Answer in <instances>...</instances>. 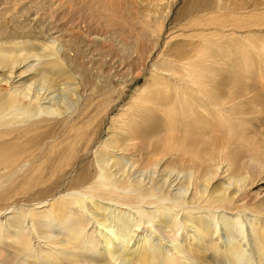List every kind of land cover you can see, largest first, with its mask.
Wrapping results in <instances>:
<instances>
[{
    "label": "bare ground",
    "instance_id": "bare-ground-1",
    "mask_svg": "<svg viewBox=\"0 0 264 264\" xmlns=\"http://www.w3.org/2000/svg\"><path fill=\"white\" fill-rule=\"evenodd\" d=\"M25 1L0 0V264H264L261 4ZM80 38L131 78L94 82Z\"/></svg>",
    "mask_w": 264,
    "mask_h": 264
},
{
    "label": "rangeland",
    "instance_id": "rangeland-1",
    "mask_svg": "<svg viewBox=\"0 0 264 264\" xmlns=\"http://www.w3.org/2000/svg\"><path fill=\"white\" fill-rule=\"evenodd\" d=\"M29 1H25L21 5L19 4L18 7L26 6L27 4H29ZM231 1L232 0H230V5L233 6V7H243V6H247V5L249 6V7L247 6V8H244L245 10H243V9L238 10L239 12H247V11L250 12V11H252L253 7H251V6L254 5V4H261L257 8L258 9L257 10L258 13L264 12V10H262L264 8V4H263L264 0H260V1L259 0H252V1L251 0H239V1L238 0H233L232 2ZM246 1H247V3H246ZM237 2H240L241 4L237 3ZM25 3H26V5H25ZM259 8H260L261 11L259 10ZM61 12H63V9L61 11L59 9V13H61ZM63 19H67V18H62L61 20H63ZM64 21H66V20H64ZM254 27H251L250 29L249 28H244V30L241 29V31L242 32L245 31V32H243L244 35L248 34V32L259 33V31H262V30H263L262 33H264V26L262 28L261 27H257V28L255 27L254 28ZM85 28L86 27H84L83 30ZM76 30L83 31L82 28H78ZM85 30H88V29L86 28ZM69 39H71V38H69ZM80 40H81V46L83 48L82 49V53H83L85 65L87 66L86 67L87 68V73L89 72V74H88L89 77L92 75V77H93L92 80H94V82L96 80L100 79V78L102 80V77H104V75H103V73H100V72H104L103 70H106V67H107V70L109 68H111L112 70L120 71V74L122 76L124 75V80L125 79H129L128 76H130V78H131V74L128 75V72L127 73L124 72V71H128V69H130V68H133V66H131L132 63L129 65V63H130L129 62L130 61L129 58L125 59L123 61L121 56H119V53L115 52L121 45V40L119 38H116V41L110 43L112 45H110V47H107V48H105V47L103 48L101 44L98 45L97 44L98 42H93L94 44L93 43L90 44L89 41L88 42L84 41L83 38H80ZM74 41H75L76 44L71 46L73 48H75L76 46H78L80 44L79 42H77L75 39L72 38V43H74ZM128 65H129V68H128ZM113 66H114V68H113ZM98 76H99V78H98ZM100 76H102V77H100ZM121 78L123 79V77H121ZM141 83H142V78H139L136 82L130 84V87H129L130 92L129 93L131 94L132 91L136 88V86L138 87ZM129 93H128V95H129ZM114 112H116V111H114ZM104 131H106V130H104ZM257 178H259L257 180L259 182H257L255 185H252L249 191L250 192L252 191L251 193L255 194V196L257 194L258 197L257 196L256 197L259 200H262L261 197H263V199H264V178H263V180H261L262 179L261 177H257ZM144 231H145V233H150L148 230H144ZM151 236H153V235L151 234ZM223 236L226 237L227 234L224 233Z\"/></svg>",
    "mask_w": 264,
    "mask_h": 264
}]
</instances>
